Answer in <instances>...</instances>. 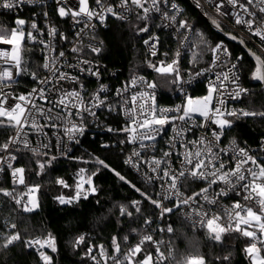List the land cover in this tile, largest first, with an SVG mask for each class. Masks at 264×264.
I'll return each mask as SVG.
<instances>
[{"label":"snow or ice","instance_id":"1","mask_svg":"<svg viewBox=\"0 0 264 264\" xmlns=\"http://www.w3.org/2000/svg\"><path fill=\"white\" fill-rule=\"evenodd\" d=\"M169 2L170 0H118V2L117 0H112V2L95 0V7H90L89 0H55V11L58 17L72 22L74 41H69L68 35L52 25L47 27L48 39H45V32L38 28L35 19L29 24L26 19L17 16L14 19V26L10 29L0 27V45L10 46V49L0 50V128L14 130L13 136L0 143V153H2L0 154V173H4L7 169L13 184L12 190L0 187V196L6 198L0 201V204L14 205L13 210L16 211L17 216L15 220L8 218L0 220V241H3L0 243V249L23 244L27 250H36L43 264H52V257L43 251L45 248L53 253L58 251L56 238L51 233L44 237L24 239L21 232L17 230L18 224L23 222L20 212L33 213L41 205L38 197L40 185L26 183L25 167L14 166V163L18 158L22 159L24 153H31L36 157L48 156L47 151L43 150L51 147L50 138L48 143L41 139L37 147H33L29 139L32 133L41 138L47 137L48 133L45 129L55 131L56 146L62 154L67 155L68 150L65 148L63 137H67L69 142L79 143V137L84 136L87 130L86 120L88 118L97 119V111L106 110L110 114L120 115L122 113L126 118L123 128L114 129L106 126L105 130L109 133H126L127 140L119 141L120 144L138 145L124 161L137 170H139L138 165L141 162L142 152H155L158 138L165 134L167 127L171 125L173 136L168 143L169 150L163 151L161 158L153 156L150 160L143 161L148 165L151 173L155 174L147 176L146 181L149 183L153 180L162 182L160 187L163 193L159 194L157 199L141 192V195L159 210V218L163 219L169 214H175L177 209H190L184 212L185 218L191 220L193 228L206 229L207 239L212 244L221 245L223 251L227 247L225 236L233 239L243 237L246 240L243 251L249 264H264V162H261V159L250 150L237 148L236 141L233 140L231 142L233 155L229 159L235 163L234 167L229 168L222 159V154H227L228 149L220 147L221 138L226 134V130L233 127V121L227 117L242 116L264 119V110H227L226 108L225 96L229 100L240 101L249 95V90L240 84L239 73L243 57H233L232 52L223 42L210 46L212 58L209 65L194 74L202 76L211 73L215 77L209 82L208 94L201 98H193L185 92L183 85L190 84L191 77L188 80L183 79L178 59H173L168 64L161 61L159 66L149 63V67L154 68L157 73L166 77L170 76L169 83L184 92L186 104L178 105L175 109H157L154 106L155 97L152 92L130 91L145 85L147 89L157 87L155 83L147 82L138 75H133L122 88H117L114 99L109 98L107 85L103 83L87 102L84 99V84L81 82V76H92L99 81L102 75L100 65L95 60L87 58L89 54L98 57L103 51V41L97 42L96 24L93 20L98 21L100 25H105L109 17L124 22L128 20L129 14L134 12L137 21L144 22L150 18V13H159L164 20L169 22L167 26L174 25L173 30L177 33V37H182L180 40L182 47L198 46V44L193 45L190 37L185 34L192 31V26L186 20L178 21L176 15H170L167 10ZM207 2L212 4L218 16L228 17L235 25L241 26L250 33L251 37L258 38L261 48L264 49V0H207ZM44 3L45 0H0V9L16 13L22 11L25 6H43ZM197 7H201L199 0H197ZM171 9L179 12L175 3H171ZM42 15L47 18L49 13L45 11ZM211 23L222 31L217 19L213 18ZM181 30L184 31L181 32ZM146 32L149 33V37L144 39L143 43L149 49L150 55L155 57L157 46L161 41L158 35L151 34L147 24L136 29L137 35ZM225 35L244 46L253 56L256 67L252 73V79L264 82V59L247 48V41L243 36L238 38L230 33H225ZM195 36L199 44L207 43L202 33L196 32ZM85 37H90L86 45L83 44ZM57 38L60 42L73 43L69 51L75 54V62L65 59V51L57 52ZM26 43L40 46L42 52L47 50L43 55L42 66H38L48 73L44 78L38 77L36 71H31L32 66L24 60L22 53ZM175 55L180 56L179 50ZM197 56L198 53L193 51L192 60L194 62ZM233 59L235 62H232ZM23 75H30L38 86L33 87L26 94H16L15 88L20 83L17 77ZM66 83L73 87L66 88L64 86ZM229 85L232 86L231 89ZM214 98L216 105L212 106ZM170 112L174 114L169 115ZM196 115L203 117L204 123L197 124ZM210 125L215 127L210 128ZM194 128L205 129L206 134L195 140L186 139L187 134L191 133ZM209 130L211 138L207 134ZM261 143L264 145V140ZM178 144L183 148L182 152L177 151ZM189 146L194 151L189 150ZM101 147L107 149L110 145L101 144ZM260 152L264 154V147L260 149ZM174 155L179 160V169L173 168L172 157ZM56 159L57 157L53 155L44 161L36 160L39 171L35 174L38 176L43 174L45 168ZM96 163L103 168H109V165L99 158H96ZM162 165L164 167H161ZM99 170L97 168L85 176V169L81 168L78 172L74 195L70 197L59 195L55 197L57 202L60 205H69L74 202L78 203L81 199L87 200L89 194L97 192L93 177L98 175ZM116 175L121 181H125L124 176L119 173ZM190 182H204L207 186L200 187L198 191H192L191 195H185L181 189H189ZM56 183L64 188L69 187L62 179H57ZM85 185L88 187L86 188ZM19 186H23L26 191H22L18 196ZM136 191L140 192V189L137 188ZM230 193L241 197L242 202L237 200L230 207L225 206L222 199L228 197ZM164 200L172 201L173 207L165 206ZM140 205V201L131 202L135 213L143 216L145 228L150 229L154 223L152 217L155 213L144 215ZM119 212L121 216L133 217V212L129 211L126 205H120ZM222 216L227 218V223L220 222ZM158 230L167 233L174 231L171 225ZM131 231L136 232V229ZM234 233L238 235L233 236ZM25 235H27V229H25ZM124 239L127 240L128 236ZM84 241L85 236H78L73 247L78 248ZM145 242H154L153 236L143 235L139 244L121 255L117 238L113 237L112 245L116 255L110 257L112 264H133V258L142 252V245ZM154 243H157V264H163V261L168 258L175 259L171 250L167 257L160 251L159 244L163 241ZM99 249L101 257L107 262L109 257L104 246L100 245ZM92 252L93 248L88 247L85 256L99 264ZM196 252L198 253V249ZM231 259L229 250L227 255L216 256L211 264H231ZM136 264H153V255L151 253L145 255L143 260L137 261ZM181 264H207V261L203 255L196 254L183 257Z\"/></svg>","mask_w":264,"mask_h":264},{"label":"trees","instance_id":"2","mask_svg":"<svg viewBox=\"0 0 264 264\" xmlns=\"http://www.w3.org/2000/svg\"><path fill=\"white\" fill-rule=\"evenodd\" d=\"M188 14L194 19V27L199 29L206 38V44H199L201 52H210V46L224 39L212 31L206 18L199 16L189 5ZM148 21V20H147ZM147 21H137L136 16L127 22L114 21L111 26L102 31L103 51L98 58L107 66L117 68L121 71V78H127L136 73L148 75L158 88L162 90L172 89L169 83L170 76L166 77L157 73L154 68L149 67V63L158 65V58L150 57L144 48V39L147 33L137 35V27H143ZM12 17L0 12V27L10 29ZM227 31L226 28H224ZM198 42V38H197ZM233 53L243 54V73L244 81L249 87V95L242 101L241 105L246 110H264V89L252 79V73L256 65L244 53L240 46L229 42ZM251 50L255 49L248 44ZM32 54V59L36 60V48L24 45L25 52ZM12 129L0 128V143L8 140ZM229 134L241 143L257 145L261 138H264V119L252 117H233V127ZM104 136L98 135L96 138H85L67 157L57 159L45 168L41 175L35 173L39 171L36 160L44 161L48 159L44 156H33L23 154L19 163L25 167L26 183L29 185L39 184L40 192L38 194L40 208L33 213L20 212L23 222L18 224L17 230L21 232L24 239L37 236H46L51 233L56 238L57 253L54 256L52 264H93L92 260L85 256L90 246L98 247L105 245L111 253L115 252L112 245V238H117L121 251L128 252L130 246L139 242V237L149 233L143 225V216L135 213L131 207L133 200L142 201L141 209L144 215L155 213L156 209L149 200L141 195H151L156 199V189L153 186L145 184L130 168L124 163V154L120 148L101 147ZM96 158L104 160L109 168H103L96 163ZM81 168L85 169V176L91 174L99 168L98 175L93 177V184L97 192L89 194L87 200L81 199L78 203L69 205H60L55 197L64 195L70 197L74 195V190L78 180V172ZM114 170V171H112ZM125 177L121 181L119 176ZM57 179L64 180L69 187L64 188L56 183ZM135 185V187H133ZM6 187V186H5ZM8 187V186H7ZM87 188L88 186L85 185ZM140 189V192L136 189ZM26 191L21 186L20 192ZM0 196V201H3ZM126 205L128 210L133 212V217L121 216L119 206ZM15 206L9 204H0V220L8 218L15 220L17 218ZM27 229V235H25ZM136 229V232H132ZM173 233L168 236L151 234L154 242H160L166 239L169 242V249L174 254L175 259L171 258L169 262L163 264H181L183 257L189 255H203L207 264H211L216 256L229 254L231 251V264H249L243 251L246 240L243 237L233 239L225 236V245L227 247L222 251L221 245L212 244L208 241L203 232H194L178 215L173 217ZM83 235L84 243L78 248L73 247L75 239ZM237 236L238 234H232ZM128 236L125 240L124 237ZM145 242L142 245V252L133 258V264L143 260L144 256L151 253L153 255V264H157L156 248L157 243ZM3 243V241H0ZM165 250L163 244H159V249ZM198 249V253L196 252ZM177 260V262H176ZM0 264H43L37 254L32 250H27L23 244L9 246L7 249H0Z\"/></svg>","mask_w":264,"mask_h":264},{"label":"built area","instance_id":"3","mask_svg":"<svg viewBox=\"0 0 264 264\" xmlns=\"http://www.w3.org/2000/svg\"><path fill=\"white\" fill-rule=\"evenodd\" d=\"M90 2V7H95V0H89ZM109 2H112V0H109ZM118 2V0H117ZM171 3H175L178 8L179 12H174L171 9ZM199 3L201 7H197V0H170L169 4L167 5V10L169 11L170 15H176L177 20H186L191 26H192V31L185 33L190 37L192 40L193 45H197V37L195 36L196 32H199V29L194 27V19L188 14L187 8L190 5L194 11L199 15L204 18H209V19H217L220 22V25L223 28L227 29V32L237 36L238 38L243 36L245 40L247 41V45L250 44L254 49L255 53H257L259 56H261L264 59V49L261 48L260 43L258 38L251 37L250 33L245 31L241 26H237L234 24V22L229 19L228 17L224 16H218L215 12L214 7L212 4L208 3L207 0H199ZM56 4L55 0H45V3L43 6L36 5V6H25L22 11H18L16 13L12 12H7L6 10L0 9V12L6 15H9L12 17V25L11 27L14 26V19L19 16L20 18L26 19L29 24L32 22L33 19H35L38 28L41 29L42 31L45 32V39H48L46 35L47 27L49 25L55 26L59 31L64 32L66 35H68L69 41H74V29L71 27V20H62L61 18L58 17L56 14ZM47 11L49 13L48 17L45 18L42 13ZM207 13V15H205ZM135 13H130L129 18L127 21H130L134 17ZM114 21H119L116 20L115 18L109 17L105 21V25H100L98 21L93 20V23L96 24V32L95 35L97 36V42L102 40L101 33L104 30H107L110 26L111 23ZM124 21V22H127ZM168 21L164 20L159 13H150V18L147 21V25L149 26V31L151 32L152 35H158L161 43L157 46V55L154 58H158V65L160 64L161 61H163L165 64L171 63L173 59H178V65L180 68V71L182 73L183 79L188 80L191 77V83L190 84H184L183 88L187 95L193 97V98H201L204 97L208 94V85L210 80H214L215 77L211 73H207L202 76H195L194 74L196 72L201 71L202 69L206 68L212 58V53L210 52H201L200 46H181L180 40L182 37H177V33L174 32L172 27L167 26ZM4 28V26H1ZM10 27V28H11ZM27 30V26H26ZM184 30H181L183 32ZM147 33V32H146ZM149 37V33H147V36L145 39ZM90 37H85L83 44L86 45L88 43V39ZM103 41V40H102ZM219 42H223L225 45L228 46L229 51L232 52L229 42L225 39H222ZM25 45L33 46L31 43H26ZM73 46V43L69 42H60L59 38H57V52L60 50L65 51L66 57L65 59L69 62H75V54L71 53L69 50ZM36 48V60L32 59V54L28 51L25 52L26 58L24 57V51L22 53L23 58L25 61H27L32 67L31 71H36L38 77L44 78L48 73L46 70H43L42 66L44 60H43V55L44 53L47 52V50H44L43 52L40 50V46H33ZM146 53L150 56V51L149 49L144 45ZM4 49H10V46L8 45H0V50ZM179 50L180 56L176 57V52ZM193 51L198 53L197 60L194 62L192 60V53ZM167 53V55H165ZM233 57L236 56H241L243 57V54H235L233 53ZM88 59L90 60H95L98 65H100V71L102 73L101 79L98 81L95 77L92 76H81V82L84 84V99L87 102L90 96L96 92V90L99 88L100 84L103 83L107 85L108 88V95L110 99H114V93L117 88H122L133 75H138L142 76L145 81L147 82H153L154 81L146 74L144 73H136L133 74L127 78H121V71L117 68H111L107 66L102 60H100L98 57L89 54ZM244 58V57H243ZM232 62H235L233 59ZM242 67L240 69V84L242 87L246 88L249 90V87L244 81V73H243V60H242ZM215 71V70H214ZM76 74V73H73ZM17 79L20 81V83L16 86L15 92L16 94L20 93H28L31 91L33 87H37V82L33 81L30 75H23L20 77H17ZM171 79V78H168ZM66 88H71L73 85L70 84H65L64 85ZM78 87V86H76ZM231 85H229V88L231 89ZM130 91L132 92H141V91H149L154 93V106L157 109H175L178 105H185L186 104V98L184 92L179 91L176 89L174 86H172V89L170 90H162L158 88V86L155 89H147L146 85L144 87H138V88H133ZM103 95V94H101ZM248 96V95H247ZM243 97L242 100L237 101V100H229L227 96H225L226 100V108L227 110H232V109H245L243 105H241L242 101L247 97ZM39 102V101H38ZM151 103V101H149ZM216 105V99L214 98L212 102V106ZM169 115H173L174 113L170 112L168 113ZM228 119H231L233 121V117H227ZM195 122L197 124L199 123H204V118L200 117L199 115L195 116ZM126 123V118L124 115L121 113L120 115H117L116 113H108L106 110H98L97 111V119H92L88 118L86 120V125H87V130L84 136L79 137V143H74V142H69L67 140V137H63L64 145L67 151V155H64L61 153L59 148L56 146L57 141H56V135L55 131L52 129H45V131L48 133L47 137H39L36 134L32 133L30 134V141L33 147H37L41 143V139H43V142L48 143L49 138L51 140V147L49 149H45L43 151H47L48 156L47 158H50L51 156L55 155L57 159L65 158L67 157L70 153L73 152V150L85 139V138H96L98 135L104 136L105 139H102V144H108L110 147H115V148H120V151L124 154V161L131 155L133 152L134 148H137L138 145H133V144H120L118 143L121 140L126 141L127 140V134L123 132H114V133H109L105 130L106 126H110L114 129H120L125 126ZM179 123V122H177ZM211 127H215L214 125H210ZM27 130V129H26ZM230 129L226 130V134L221 138L220 142V147L228 149L227 154H222V159L223 162L228 165L229 168L234 167V161L230 160L229 157L233 155L231 149L233 147L232 141H236V147L237 148H246L250 150L251 153L257 155L260 159L261 162H264V154H261L260 149L264 147L262 145V140L264 138H261L259 143L257 145H249L247 143H241L237 141L235 138H233L230 134L229 131ZM205 129H200V128H194L191 133H188L186 136V139L188 140H195L199 136L205 135ZM209 138L210 136V130L207 132ZM14 135V130L12 129L10 136ZM62 135V132H61ZM9 136V137H10ZM173 136L172 130H171V125H169L166 129V133L162 134L161 137L158 138L157 140V150L155 152L153 151H148V152H142L141 154V162L138 165L139 170L137 168H134L133 166L126 164L125 165L130 168L145 184L149 186H153L156 189V199L159 198V194L163 193V189L160 187V181L153 180L151 183L146 181V177L149 175H155L154 173H151L150 169L148 168V165L143 163V161L150 160L153 156L156 158H161L162 157V152L169 150L168 148V143L171 140ZM8 137V139H9ZM189 150L194 151V149L189 146ZM177 151L182 152L183 148L177 145ZM2 154V153H0ZM26 154H31V153H26ZM32 155V154H31ZM56 159V160H57ZM134 161L136 158H133ZM182 159V158H181ZM173 161V168L174 169H179V160L175 157V155L172 157ZM14 166H20L23 167L19 163V158L18 160L14 163ZM161 167H164L163 165ZM6 186V187H5ZM8 186V187H7ZM206 183L204 182H196V183H191L190 182V188L189 189H181L182 192L185 193V195H191L192 191H198L200 187H206ZM0 187H4L8 190L13 189V184L12 180L10 177V174H8V170L6 169L4 173H0ZM216 188V186H213ZM21 186L18 187L17 195L19 196L21 194L20 192ZM218 191V188L216 189ZM237 200H241V197L235 196L234 193H230L228 197H224L222 199V203L225 206H231L232 203H234ZM142 204V201H140ZM242 202V200H241ZM201 203L203 201L201 200ZM163 204L167 207H173V202L169 200H164ZM14 206V205H13ZM141 206V205H140ZM190 211V209H177L175 214H169L165 216L163 219L159 218V210L156 209V216L152 217L154 220L153 225L149 229L148 234H158L160 236H168L170 233L161 232L158 229L160 228H166L168 225H171L173 227V217L178 215L194 232H203L205 236H207V231L206 229H200L198 227L193 228L191 220H188L184 216V212ZM222 224L227 223V218L225 216H222V220L220 221ZM147 234V233H146ZM235 234V233H234ZM145 235V234H144ZM47 236V235H46ZM39 237H44V236H39ZM142 239V236L139 237V242L134 243L130 246V248L135 247L137 244L140 243V240ZM163 247L165 250L160 249L161 252L164 253L165 257L168 256L169 252V242L166 239H162ZM210 242V241H209ZM102 245V244H101ZM100 246V245H99ZM95 246H91L93 248L92 255L96 256L97 261H99V264H112V260L110 259L111 256L116 255L115 252L111 253L109 249L104 246L105 251L108 254L109 259L107 262H105V259L101 257L100 255V249ZM129 248V249H130ZM34 251L38 258L40 259V256L36 250ZM43 251L46 252V254L50 255L52 257V262L54 259V256L56 255L57 252L53 253L51 252L50 249H43ZM127 252H122L121 255L125 254ZM157 256V255H156ZM171 258L165 259L163 262H169ZM92 260V259H91ZM42 262V260L40 259ZM156 262V260H155ZM43 263V262H42ZM93 264H96V261L92 260Z\"/></svg>","mask_w":264,"mask_h":264},{"label":"water","instance_id":"4","mask_svg":"<svg viewBox=\"0 0 264 264\" xmlns=\"http://www.w3.org/2000/svg\"><path fill=\"white\" fill-rule=\"evenodd\" d=\"M206 22L208 23V25L210 26V28L212 29V31L213 32H215L217 35H219V36H221V37H223L225 40H227L228 42H230V43H232V44H234V45H237V46H240L241 48H242V50L244 51V53L246 54V55H248L249 56V58L254 62V64L256 65V61H255V59L253 58V56H251L250 54H249V52H248V50L244 47V46H242V45H240L238 42H236V41H232L230 38H229V36H227V35H225V33H228L227 31H225V29L221 26V29H222V31L221 30H218L212 23H211V19H209V18H206ZM232 35V34H231ZM247 48H249L248 46H247ZM253 51V50H252ZM254 52V51H253ZM256 55H258L257 53H256ZM259 56V55H258ZM262 58V57H261ZM263 59V58H262ZM256 82L257 83H259L262 87H263V89H264V82H261V81H258V80H256Z\"/></svg>","mask_w":264,"mask_h":264}]
</instances>
